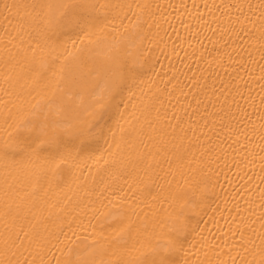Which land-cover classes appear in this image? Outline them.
Returning a JSON list of instances; mask_svg holds the SVG:
<instances>
[{
	"label": "bare ground",
	"instance_id": "bare-ground-1",
	"mask_svg": "<svg viewBox=\"0 0 264 264\" xmlns=\"http://www.w3.org/2000/svg\"><path fill=\"white\" fill-rule=\"evenodd\" d=\"M0 264H264V0H0Z\"/></svg>",
	"mask_w": 264,
	"mask_h": 264
}]
</instances>
